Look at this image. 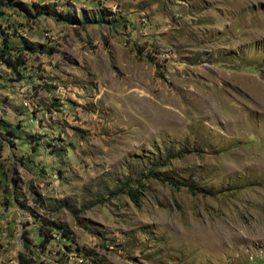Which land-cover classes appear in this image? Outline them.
Wrapping results in <instances>:
<instances>
[{"label": "rangeland", "instance_id": "1", "mask_svg": "<svg viewBox=\"0 0 264 264\" xmlns=\"http://www.w3.org/2000/svg\"><path fill=\"white\" fill-rule=\"evenodd\" d=\"M2 1L0 264H264V0Z\"/></svg>", "mask_w": 264, "mask_h": 264}, {"label": "trees", "instance_id": "2", "mask_svg": "<svg viewBox=\"0 0 264 264\" xmlns=\"http://www.w3.org/2000/svg\"><path fill=\"white\" fill-rule=\"evenodd\" d=\"M5 3H3L2 0H0V15L3 13L2 7ZM16 7L20 9V11L24 13H28L27 7L23 3H16ZM39 14H42L40 12ZM75 21V20H74ZM2 32H0L1 34ZM5 41V39H4ZM7 43V42H6ZM39 47H42V45H36L31 42L21 40V46L18 48H11L9 45H4L3 49L0 47V62L3 63L8 68H11L12 70H17L20 67H23L25 65L24 60L20 57L22 50H26L28 52H36ZM14 50L16 55L11 56V51ZM161 76V75H160ZM130 182V181H129ZM163 182H167L169 185L173 186L176 189H179L180 187H186L190 192H193V187L190 185H179L178 183L174 182L171 179H165ZM126 188H128V192L126 193L127 196L130 198V200L137 206L139 202V197L141 195L142 190L144 189V186L141 184V182L137 181V188L132 189L128 184L125 185ZM62 230V229H61ZM40 243L42 242L43 238H45L44 235L39 233ZM62 236L67 239V241H70L68 238V235L64 232L62 233ZM45 242V241H43ZM42 242V243H43ZM41 243V244H42ZM17 264H32L30 257L26 253H18L17 255Z\"/></svg>", "mask_w": 264, "mask_h": 264}]
</instances>
